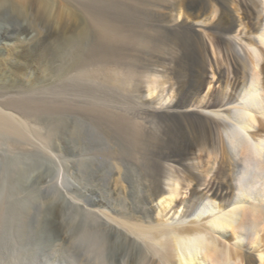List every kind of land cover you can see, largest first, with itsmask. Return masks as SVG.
<instances>
[{
  "label": "bare ground",
  "instance_id": "obj_1",
  "mask_svg": "<svg viewBox=\"0 0 264 264\" xmlns=\"http://www.w3.org/2000/svg\"><path fill=\"white\" fill-rule=\"evenodd\" d=\"M7 1L47 27L34 46L8 52L7 73L51 72L53 86L72 73L98 79L124 106L95 127L73 122L72 135H88L65 145L78 156L86 204L58 205L48 216L29 201L33 212L14 211L9 264H98L104 252L112 264H133L143 253L151 264H243L244 254L245 264H264V0H123V13L111 20L94 0H61L57 12V0L0 4ZM69 21L76 27L65 35ZM177 31L198 47L189 90L170 40ZM7 102H0V135L31 141L28 122L2 106ZM164 117L201 123L206 134L165 148ZM103 158L115 161L108 179L116 174L128 199L126 208L113 200L109 221L98 214L106 202L94 184L105 175ZM56 194L54 186L48 198ZM42 218L53 229L50 244L28 252Z\"/></svg>",
  "mask_w": 264,
  "mask_h": 264
},
{
  "label": "rangeland",
  "instance_id": "obj_2",
  "mask_svg": "<svg viewBox=\"0 0 264 264\" xmlns=\"http://www.w3.org/2000/svg\"><path fill=\"white\" fill-rule=\"evenodd\" d=\"M198 1L196 4L200 3ZM115 2L116 0H94L91 5H93L92 7L95 8V11L97 8L96 12L99 11V14L111 20L118 17L117 15H120V13H123L122 11L125 7V1L123 2L122 0L121 3L120 1ZM61 4V0L55 2L54 10L56 12L61 9ZM110 10H112V13ZM3 15H6V17L2 18ZM0 17V57H2L0 59V102L8 101L5 103V106H2L6 107L7 105V110L26 120L31 129L29 134L30 142H22L13 137H5V139L4 136L0 135V264H9L7 256L11 253L8 250L10 248L8 244H11L9 238L13 232L12 215L14 211L33 212L29 207V201H36L39 208L48 216L51 215V212H55L58 205L65 206L68 203L77 205L86 204L82 188L83 173L78 164V156L75 153L68 152L65 145H77L82 139H85V142H87L88 135H83L82 139L72 135L70 130L73 124L88 122L95 127L99 120L104 122L107 119L106 121H108L111 119L110 116L121 113L120 108L123 104L120 105V100H117V95H114L116 93L112 85L109 83L103 84L105 82L102 83L98 79H94L95 81L88 79L87 81L86 78H82L80 81L76 80L72 76V73L67 74L68 78L53 86L52 84L54 83L50 82L54 79L51 72L37 73L36 69L28 68L20 78H15L13 75L7 73L6 67L11 65V60L7 59L8 52L10 50H19V48L23 47L34 46L44 36L47 27L38 24L33 14L29 11L14 8L11 1H7L3 5L0 4ZM75 27L76 25L69 21L67 27H63L61 32L65 35H70L75 30ZM175 34L177 35L174 36ZM171 37L170 40L175 44L173 48L179 53L177 54L175 50V61L180 70L179 75L181 78L183 77L182 79L185 82L187 81L185 89L189 90L194 84L196 73L200 66V63H198L200 61L198 57L199 53L196 49L198 47L194 38L188 34L185 35L182 31L175 32ZM17 47L19 48L17 49ZM262 53L264 68V50ZM37 75L39 76L37 77L39 80L36 79ZM14 79L17 80V85L13 87L11 84L15 82ZM89 81L94 83L91 82V84ZM32 83H35V85L32 86ZM95 83H99L100 85H96ZM102 85H106V87ZM97 90L99 93H97ZM116 103H118V107L115 105ZM18 105H20L19 108ZM114 109L117 110L114 112ZM111 112L114 113L112 114ZM57 121H62L63 125L61 128H56ZM164 121L166 123L164 124V130L167 132L165 138L166 140L168 139L164 143L165 148L183 146L188 144V141H191V139L193 140V138L202 136L201 133L203 135L206 134V130L201 126V123L191 120L172 119V117H164ZM189 122L191 123L190 125ZM260 125L264 127V121L260 120ZM201 128L203 129L201 130ZM35 130L36 132L38 131L37 135L35 134ZM97 131L109 146L112 142L107 133H103L99 129ZM103 160L106 168L105 175L103 178L94 181V184L101 187V197L106 202L104 207L99 208L98 214L109 221L106 215L109 214L110 216L113 214L110 211L113 200L120 207L126 208L128 199L122 191V186L119 183L118 185L114 183L116 174L113 175L114 177L109 176L108 179V166L112 165L115 169L114 171H117L115 161L108 158H103ZM54 186L57 188V194L51 200L48 197ZM113 186L115 187L114 189L119 188L120 195L113 194ZM48 228L50 227L48 226L47 218H42L37 225L36 239L32 240L31 244L29 243L30 245H28L30 246L27 248L30 249L27 250L28 252L34 251L35 248V250L47 249L50 244L49 236L53 233V229L51 231ZM32 242H34L35 246ZM57 247L61 249V246L58 245ZM22 251L20 249L16 253L21 254ZM244 253L242 252L241 254L243 255ZM143 254L145 255V253ZM144 255L137 257L133 264H151L148 256ZM242 261L246 262L245 254L242 256ZM244 262L243 264H245ZM98 264H112L106 252L101 256Z\"/></svg>",
  "mask_w": 264,
  "mask_h": 264
}]
</instances>
